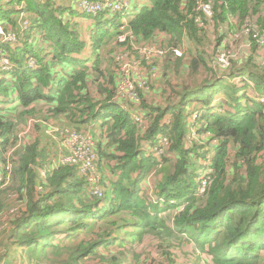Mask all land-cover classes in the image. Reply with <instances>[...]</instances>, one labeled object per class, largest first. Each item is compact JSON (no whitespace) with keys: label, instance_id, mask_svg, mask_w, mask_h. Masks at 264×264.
Wrapping results in <instances>:
<instances>
[{"label":"trees","instance_id":"16d2710c","mask_svg":"<svg viewBox=\"0 0 264 264\" xmlns=\"http://www.w3.org/2000/svg\"><path fill=\"white\" fill-rule=\"evenodd\" d=\"M78 1L0 0V23L17 38L3 41L0 37V59L8 61L0 63V156L10 146L16 148L12 172L0 167V185L10 184L5 190L0 186V226L7 224L4 217L9 203L5 197L15 192L12 196L20 206L10 215L12 228L1 244L0 264L17 250L43 264H123L120 254L110 258L112 251L106 250L114 243L124 245L113 232L125 230L128 224V233L137 231L130 239L150 233L176 238L186 234L213 264H262L264 163L259 159L264 152V61L257 64L252 52L230 60L228 67L219 64L217 77L205 86L174 91L172 103L151 105L141 94L140 106L125 110L114 100L119 78L100 66L102 46L119 36L125 19L137 40L150 41L157 33H165L176 44L184 38L194 41L202 50H187L193 71L206 63L204 46L212 29L197 25L196 0H151L134 14L85 15L91 20L87 27L77 20L83 14ZM255 1L213 0L217 35L227 18L256 21L250 12ZM22 13V21L32 22L24 33L19 19ZM258 25L264 28V17L260 24L255 22L256 29ZM221 41L217 38L216 49ZM33 60L35 66L30 67ZM180 60L175 61L177 67ZM3 66L10 68L4 70ZM248 87L256 94L254 98ZM36 102H45L49 114L66 116L78 130L101 131L97 146L104 198L92 195L91 186L75 166L61 165L46 178L39 176L40 165L56 156L53 146L57 143L45 132L34 142L16 147L11 118L16 112L11 111L22 106L24 110L16 118L33 115L36 110L29 107ZM133 111L147 115L150 124L139 126ZM194 113L196 138L207 136L204 152L198 151L196 142L186 143ZM91 124L95 127L88 126ZM46 138L48 147L43 142ZM163 138L171 144L175 165L169 156L151 152L162 148ZM214 141L217 145L212 151ZM153 169L163 175L155 201L144 194V182ZM203 172L212 181L201 195ZM172 209L173 221L168 224L162 214ZM82 233L95 236L81 238Z\"/></svg>","mask_w":264,"mask_h":264},{"label":"rangeland","instance_id":"374dc122","mask_svg":"<svg viewBox=\"0 0 264 264\" xmlns=\"http://www.w3.org/2000/svg\"><path fill=\"white\" fill-rule=\"evenodd\" d=\"M250 6V12H252V15L255 16L256 21L251 18H247L245 21L241 22L240 20H238V17L227 18L225 22L221 25L222 30H220V35H217L216 33L217 23L215 21L214 28L211 30V32H207L208 37L206 38L208 39V41L204 46L206 63L202 64L200 68L196 71H193L192 67L189 66V64L191 63L192 55L187 53V50H189L190 48H192L193 50L197 48L199 51L202 50L201 47L196 46L194 41L186 38H184L179 44H176L175 41H173V39L165 33L156 34L157 36H159L160 43L156 41L148 42L139 39L137 40V37L134 39L133 43H120V41H118V37L106 40L105 45L101 48L102 52L100 53V66L102 69L105 70V73L114 72L115 76L118 78L120 73L121 76L125 73L124 67H126V69L128 70L129 65L134 62L135 58H137L139 73L142 75V77L146 80L147 83L145 88H136L137 94H142L143 98H146V102L150 103L151 105L165 106L168 102H174V91L178 89L183 90V88L185 87H189L190 89L194 87H202L205 86V84H208L211 80H214L217 77V69L221 70L218 65L223 64L224 61L226 62L228 60L229 62V60H232V62H234L241 58H245L246 55H252V52L254 60L257 64H259L257 61H261V63L264 61V45H260L259 43L260 38L264 37V28L258 25L257 29L261 30L257 31L254 36L246 35V31L243 30V25L245 23H251L255 25V22H257L258 24H260V17H264V2H262V0H258ZM219 12H221V9L217 8V13ZM28 16L30 17V15L26 12V17ZM22 17L23 14L19 17L20 23L22 22ZM31 23L32 22L29 21V28L31 26ZM81 23H83L85 27H87L86 23L89 24V22H86L84 20L81 21ZM21 30L22 33H24L27 29L25 30V27H21ZM7 36L11 37L10 35H8V33ZM13 37L15 38L14 33ZM217 38H222L220 45L221 47L219 49L215 48ZM146 45L159 46L158 48H156V50L176 47L181 51L182 55L175 56L172 51H169L166 56L158 57L155 54V51H152L151 47ZM256 45L259 47L258 50ZM143 46H146L149 49L146 52H141L139 48ZM0 54L3 53L0 51ZM126 58H129V60L126 61ZM178 59H181L180 62H182L181 66L179 67L175 65V61H177ZM0 63H6V58L0 59ZM2 68L4 70H8L10 66H3ZM129 73L131 76L133 75L132 71H130ZM237 80L238 78L233 81L237 82ZM117 84H119V82H117ZM96 86V84H91V87L93 89L96 88ZM246 90L248 91L249 95L253 98L256 96V94L253 93L249 87ZM222 94L223 93H219V96ZM16 95L17 94L12 96L11 99L14 100ZM219 96L215 98L216 102L219 100ZM12 100H10V102H12ZM262 100H264V98H262ZM222 101H224V99ZM122 102L127 103L128 106L133 109H137V107L140 106L141 100H139L138 103H135L134 106H130V103L132 102L127 99ZM48 107L49 106L45 104V102H36L29 107V109L36 110L35 114L32 115V113H29L27 117L24 118H20V116H18L17 118L15 117L18 112H20L19 110H24L22 106L19 110L15 108L13 109V111H11V113L16 112L15 115L11 116V118L14 119L13 133L14 137L16 136L15 138L17 144L19 142V138L21 137L22 143L27 144L32 143L36 139H38L42 131L45 132L46 135H48L46 132L47 124H49L50 127L53 128L66 126L65 123L67 122L63 123L60 121V118L55 117L54 115H51L47 112ZM138 116L142 119V121H145V126L150 124L147 115L144 116L143 114H138ZM135 122L140 126L139 122ZM191 122L193 125L190 130V134H188L190 136L186 139V143L188 145H190V143L193 145L194 142H196L199 146L198 151L204 152V150H207V136L201 135L202 138H196V133L198 131L197 126L194 127V124L196 123V117H194ZM88 126L95 127L94 124ZM97 131H99V133H95V139L98 143L101 131L98 130V128ZM203 139H205L206 141ZM45 142L46 139L44 143ZM163 144L164 145L160 150L153 148L151 152L156 150L158 154L169 156L172 159L171 163L175 165L176 157H174V153L170 150L171 144L168 142L165 143V140L163 141ZM216 145L217 142L214 141L212 143V151H214V147H216ZM10 147L11 148H8L7 150H3L2 155L0 156V167L8 174L12 172L13 160L16 159V157L14 156L16 148H12V146ZM229 150L231 154L234 153V146L232 144L230 145ZM259 161L264 163V152L262 153V156L260 157ZM208 164L209 163H207V165ZM230 164L232 163L230 162ZM61 165L63 164H57L56 159H54L45 166L46 168L44 167L43 169L45 171H52L53 169ZM39 169H42L41 165ZM154 171L155 170L153 169L151 171L152 174L149 175L146 181L144 182V190L146 191L144 192V194L151 201H155L157 199L158 186L163 179V176L161 175V173H159V170H157V172ZM211 177V175H205L204 179L207 181V183L209 181L210 184L212 181ZM1 181L2 178L0 176V182ZM0 186H4L2 187V190H5L6 187L10 186V184L6 183ZM102 186L105 189V186L103 184ZM202 188L203 184L200 186L201 195L204 194ZM14 193L15 192L11 193L9 197L8 195L7 197H5V200H8L9 205H7V214L4 217L7 224L0 226V249L1 244L3 245V240L8 236L9 229L12 228V224H9V220L12 219L10 215H15L14 212L17 210L16 207H20L18 206L19 204L16 200L17 197H14L15 195L12 196ZM144 194L141 193V195ZM162 216L165 217L168 224H171V220L174 216V210L172 209L171 211L164 212ZM130 227V224H128L126 225L125 230L121 229L117 232H113V235L116 238H120H117V240L124 241V245H121V243H114V246H110V248L106 250L112 251V253H109L110 258L113 254H120L118 256L123 259V264H213L211 261L207 260V254L203 251V249L199 248V245L196 244L192 240V238L186 234H184V236L176 238L174 236L171 237L166 234H161L157 236L156 234L150 233L141 234L137 239H130V235L135 234L137 232L135 229H131L128 233L126 230ZM94 236L95 234L87 236L86 233H82L80 235L81 238H92ZM99 250L104 251L102 248H99ZM100 251L96 252V254L102 255L100 254ZM25 256H27L26 252L23 254L22 252H20V250H17V252H12V254L10 255L11 259L9 260H12L15 264H43V262L41 261L33 262L30 258H25ZM95 260L97 262V260L99 259ZM262 264H264V260L262 261Z\"/></svg>","mask_w":264,"mask_h":264},{"label":"built area","instance_id":"2783aa9c","mask_svg":"<svg viewBox=\"0 0 264 264\" xmlns=\"http://www.w3.org/2000/svg\"><path fill=\"white\" fill-rule=\"evenodd\" d=\"M196 7L194 17L197 25L200 28H204L206 31L213 29L215 26V11H214V2L213 0H196ZM132 4V0H79L78 8L84 15H96L98 13L103 12H112V13H121L130 14V7ZM129 20L125 19L124 23L121 26V33L118 36V41L120 43L130 42L133 43L135 36L133 31L130 29L128 24ZM29 20H24L21 22V27H25V30L29 28ZM5 26L0 23V37H2L3 41H17V38L13 37V33H8L5 29ZM243 30L246 31V35L254 36L259 29H256V26L251 23H245L243 25ZM10 35L11 37L7 36ZM245 35V34H244ZM263 35V34H262ZM260 45H264V37H261L259 40ZM150 46L152 51H155V54L158 57H164L168 54L169 51H172L176 56H181L182 53L176 47L166 48V49H157L159 46L157 45H146ZM143 46L140 49L141 52H146L149 48ZM126 61L129 58L125 59ZM224 61V60H223ZM6 63H3L6 65ZM30 67L35 66V60L29 63ZM223 67H228L230 65V60L223 62L221 64ZM125 73L121 76L119 74V84H117V91L114 100L119 102L121 106L128 110L129 106L127 103L122 101L129 100L135 103H138L140 100V95L137 94L136 88H145L147 83L146 80L139 73L138 68V59L135 58L134 62L129 65V69L127 70L124 67ZM130 71H132V76L130 75ZM139 99V100H138ZM135 121L139 122L141 126L145 127V121L138 116L137 112H131ZM195 114V113H194ZM197 117V115H193ZM47 134L53 139L54 142H58L61 148H59V154H57L56 162L57 164L63 165H72L77 168L79 173L86 178L91 186V193L97 198H104L106 191L102 186L103 174L99 169V152L97 141L95 136L89 132L83 130H77L74 127L62 126V127H50L49 124L46 126ZM22 138V137H21ZM19 138V142L16 147L23 146L22 139ZM165 143L168 142L167 138H163ZM64 150V151H63ZM42 173L46 172L43 168L41 170ZM205 175H209L206 172H203L200 177V186L203 184L202 191L204 192L209 184V181L204 179ZM207 184V186H206ZM199 186V193H201V189ZM206 186V187H205Z\"/></svg>","mask_w":264,"mask_h":264},{"label":"crops","instance_id":"0c3cea01","mask_svg":"<svg viewBox=\"0 0 264 264\" xmlns=\"http://www.w3.org/2000/svg\"><path fill=\"white\" fill-rule=\"evenodd\" d=\"M150 2H151V0H132V4H131V7H130V13H132V14H134V13H137V12H139V11H141L144 7H146V6H148V5H150ZM23 14V13H22ZM21 14V15H22ZM20 17V16H19ZM23 17H25V14H23ZM22 17V18H23ZM28 19H30L29 17H28ZM77 20L79 21V22H81V21H86V22H89L88 20H90V19H88V18H85V15H78L77 16ZM91 21V20H90ZM89 24L87 23V26H88ZM90 26V25H89ZM90 31V29H88L87 30V32H89ZM161 37V36H160ZM152 41H156V42H158V43H160V39H159V36H157V35H155V37L152 39V40H150V41H148V42H152ZM91 87V86H90ZM262 100V99H261ZM133 112H136V111H133ZM137 113H140V114H142V112L141 111H137ZM58 118H60V121L61 122H63V123H65V122H67V123H65L66 124V126H68V127H73V126H71L70 124H69V122H68V119H67V117L66 116H64V115H60V116H57ZM99 130V129H98ZM85 131L86 132H89V133H91V134H93L94 136H96L95 135V133H99V131H97V129H85ZM42 135L40 134L39 135V137H41ZM45 141V140H44ZM43 141V142H44ZM57 143V145H54L53 147H55V150H54V155H56V156H54L53 158H52V160H54V159H56L57 158V154H59V148H61V146L59 145V143L58 142H56ZM45 146H50V143H49V140H48V138H46V142H45ZM64 151V150H63ZM46 165L44 164V166L42 167L41 166V168H44ZM41 170L42 169H40L39 170V176L41 177V178H46V176H47V174H49L48 172H51V171H46V172H44V173H42L41 172ZM162 175V174H161ZM163 176V175H162ZM39 189L41 190V187H39ZM169 211H171V210H169ZM173 221V220H172ZM10 258V257H9ZM9 258H5L4 260H3V262H1V264H15L12 260H9ZM207 258H208V256H207ZM208 261H209V259H207ZM210 263V262H209Z\"/></svg>","mask_w":264,"mask_h":264}]
</instances>
